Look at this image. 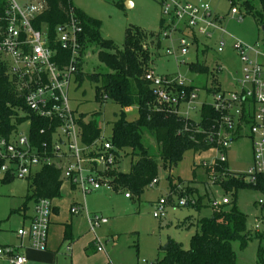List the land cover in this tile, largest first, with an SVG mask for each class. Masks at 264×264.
<instances>
[{"label":"rangeland","instance_id":"obj_1","mask_svg":"<svg viewBox=\"0 0 264 264\" xmlns=\"http://www.w3.org/2000/svg\"><path fill=\"white\" fill-rule=\"evenodd\" d=\"M128 1L132 3L131 7L127 6ZM197 1L209 4L213 13L224 18L221 25L227 33L223 35L227 46L223 53L218 52V44L222 38L220 32L215 33L212 39L198 37L199 42L192 45L188 55L184 57L179 52L181 35L178 33L173 34L171 39L160 36L159 40L155 37L152 41L149 38L144 46L152 53L151 70L157 77L178 79L199 90L197 107L189 111L188 115L196 123L200 122L201 105L213 103L214 94L209 92L210 90L219 88L222 92L231 91L235 88L234 80L243 78L244 63L233 49L235 40L247 46H255L263 41V32L255 18L247 14L245 10L241 11L244 15L246 14L241 20L233 17L229 0ZM243 1L245 0H238V4ZM252 1L255 6H260L258 0ZM71 2L76 9L100 20L102 37L112 40L121 50L124 48L128 28H139L155 36L162 32V9L154 0H71ZM235 7L239 9L238 6ZM100 50L101 48L96 43L88 45L82 61V72L85 75L109 72V69L98 59ZM168 50L175 51V55H168ZM191 64L208 67L210 74H201L192 70ZM218 66L221 71L217 72ZM69 99L76 117L82 115L86 122L93 119L99 123L102 143H106L112 136L113 123L120 116L121 107L109 100L102 103L98 101L96 84L88 79L82 83L74 79L69 88ZM128 111L129 121L138 118L137 109L131 108ZM94 113L100 114L94 115ZM180 113L186 115L187 111L180 110ZM21 116L25 117V115ZM29 132V121L19 125L17 129V135L27 136ZM249 132V127H245L226 151L220 152L214 149L203 154L189 151L171 170L161 167L157 183L149 186L139 197L135 195L126 197V192L113 188L108 189L105 186L86 196L78 189L79 192L72 191L67 181L63 179L67 168V159L63 155L57 161L64 181L62 198L55 201L60 208L58 222L70 221L69 208L73 202L82 203L86 209L81 217L72 219L79 264H152L162 257L159 254V247L164 245L169 238L181 243L184 249H189L191 238L198 230V221L212 217L214 208L211 203L216 201L223 204L224 200L229 202L232 200L229 192L213 182L215 177L209 178L206 175L205 166L214 164L216 159H220L224 154L229 171L246 174L254 164V142ZM144 143L151 154L158 153L157 143L152 136L145 134ZM98 144L101 142L98 141ZM62 151H67L66 145L62 147ZM92 151V148H87L86 156ZM131 162L130 156L121 155L115 168L119 172L127 173L130 171ZM169 178L174 183L181 184L177 187L178 190L185 194L184 198L194 201V205L179 206L180 198L177 195L170 197ZM100 182L103 183L105 180ZM246 182L248 183L247 180ZM28 185V179L19 178H14L11 182L1 185L0 240L18 237L16 232L22 229L23 212L17 211L26 203ZM188 188L194 189V193L186 195ZM162 199L168 201L167 217L156 219L154 213ZM27 205L29 208L27 215L32 216L35 201L31 200ZM200 205L199 210L195 208ZM237 206L247 217L245 235L248 236V240L245 248L241 246L239 240L232 242L236 262L237 264H260L264 262V191L253 186L241 188L237 195ZM87 213L107 219L108 223L92 229ZM187 219H191V223L187 222ZM87 234H89V240L92 235L96 243L102 246V253H97L93 248L90 249L89 244L81 248L88 240ZM62 240V234L55 238L54 257L46 261L48 264H72V256L76 253L74 251L72 255L69 242H62Z\"/></svg>","mask_w":264,"mask_h":264},{"label":"built area","instance_id":"obj_2","mask_svg":"<svg viewBox=\"0 0 264 264\" xmlns=\"http://www.w3.org/2000/svg\"><path fill=\"white\" fill-rule=\"evenodd\" d=\"M4 15L0 16V65L7 66L6 73L19 85V90L25 96V108L39 118L47 120L55 130L52 133V155L37 149L31 142L29 135H17L13 140L0 139V154L7 161L1 168L2 173H9L15 178L29 179L41 166L54 165L58 167V159H67L64 180L80 190L84 196L98 191L102 186L112 188L109 182L99 176L100 171L107 170L115 161L111 152L112 146L102 139L93 145L81 144V132L77 124L74 111L70 105L69 88L76 80L78 68L84 59L81 36L84 33L81 21L72 10L71 18L57 26L51 32L48 26L37 28L39 17L45 12V0H7ZM162 9V38L171 39L172 35H181L179 52L186 56L192 45H196L198 37L212 39L220 32L218 52L226 49L227 35L221 23L224 18L213 13L209 4L191 2L189 0H154ZM233 17L243 18L236 7L231 8ZM241 61L244 63L243 78L235 79L234 89L218 92L213 96L211 105L224 116L219 125L217 143L226 151L231 142L240 136L245 127H249L250 137L254 142V164L246 173L248 183L256 185L258 177L264 178V34L263 41L255 46L244 45L235 40L233 45ZM168 55H175V51L168 50ZM217 72L221 71L220 66ZM145 79L154 89V94L160 102L173 105L176 113L190 118L189 111L195 110L199 102V90L186 96L173 91V87H188L184 81L157 77L153 71L146 74ZM180 110L187 111L180 113ZM26 116V113H25ZM29 124H31L30 120ZM41 133H45L44 130ZM66 145L67 151L62 147ZM43 149L47 144L43 143ZM87 148H92L90 155L85 154ZM96 153V156H92ZM220 161L227 162L222 154ZM158 180V179H157ZM155 180L151 185L157 183ZM126 197H130L127 193ZM179 206L194 205L195 202L187 198L179 199ZM223 204L216 201L211 205L214 209ZM168 201L160 200L154 213L156 219H166ZM85 207L73 206L74 215L84 212ZM54 207L51 200L41 199L36 203L35 216L30 226L18 231L21 238H28L31 246L37 250H46L49 227ZM92 229L107 224L108 220L87 213ZM98 251H103L97 244ZM8 255L10 264H25L26 258L18 255L13 247H0V256Z\"/></svg>","mask_w":264,"mask_h":264},{"label":"trees","instance_id":"obj_3","mask_svg":"<svg viewBox=\"0 0 264 264\" xmlns=\"http://www.w3.org/2000/svg\"><path fill=\"white\" fill-rule=\"evenodd\" d=\"M229 1L231 8L238 6L240 12L245 10L247 14L252 15L259 27L264 25V0H258L259 7L255 6L252 0H245L241 4H238V0ZM45 2L47 8L39 17L36 27L41 28L42 25H46L51 32H54L57 26L71 18L73 10L84 30L81 36L83 52L87 50L90 43L98 44L101 48L98 59L109 69L106 74L85 75L82 72V63L78 68L76 81L82 83L88 79L96 84L98 101L102 103L109 100L122 109L120 116L113 123L112 136L108 140L113 147L111 152L115 156L114 164L107 170L100 171L99 174L105 181L108 179L107 182L114 190H122L130 197L132 195L139 197L158 179L161 167L171 170L187 152L203 154L214 149L220 152L225 151L217 143L223 113L216 111L211 105H203L200 122L196 123L190 118L178 115L173 105L160 102L151 84L146 81L145 76L152 69V53L144 46L149 38L152 41L155 37L159 40V34L155 36L139 28H128L124 48L121 50L112 40L102 37V22L76 9L71 0H45ZM7 3V0H0V16L4 15ZM242 15L244 17L246 14L242 13ZM190 68L201 74H210V69L203 65L191 64ZM6 71L7 66L0 65V139L10 140L17 135L19 125L30 120L31 142L37 149L47 150L46 152L52 155L54 125L51 126L47 120L27 111L24 93L19 90L18 83L11 79ZM171 89L178 93L184 91L186 96L194 91V88L190 86ZM209 92L215 94L221 90L215 88ZM129 108H135L138 111V118L134 121L127 119L126 109ZM25 113L26 116L22 117L21 115ZM99 114L94 113V115ZM74 115L80 128L82 145L90 146L102 139L100 125L96 120L86 122L84 116L76 117L75 112ZM42 130L45 133H41ZM145 134L152 136L156 141L157 154H151L146 147ZM43 143L47 144L46 149L41 147ZM96 155L92 153V156ZM121 155L131 157V168L127 173L119 172L115 168ZM6 161L7 159L0 154V187L15 178L9 173L1 172ZM226 163L216 159L214 164L205 166V172L209 178L215 177L213 181L215 184L231 194V202L213 209L211 218L198 221V230L191 238L189 249H184L181 243L169 238L159 247V254L162 257L152 264H237L232 242L239 240L241 246L245 248L248 240V236L245 235L247 217L238 209L237 195L239 190L246 186H253L264 191V178L258 177L256 185L247 183L246 174L232 173L227 169ZM169 180L171 182L170 197L177 195L183 198L185 194L177 188L181 184L174 183L171 178ZM28 181L26 203L17 212H23L31 200L37 203L41 199L53 201L62 197L61 191L64 184L62 171L54 165L41 166ZM194 191L188 188L186 195H191ZM195 208L199 210L201 205ZM189 222L191 223V219ZM70 236L71 229L67 227L65 238L70 239Z\"/></svg>","mask_w":264,"mask_h":264},{"label":"crops","instance_id":"obj_4","mask_svg":"<svg viewBox=\"0 0 264 264\" xmlns=\"http://www.w3.org/2000/svg\"><path fill=\"white\" fill-rule=\"evenodd\" d=\"M192 2H203V1L195 0V1H192ZM130 109L131 108L126 109V111L129 112L128 110H130ZM16 136L17 135H15L14 137H11L10 139L13 140V139L16 138ZM68 184L71 187L72 191L79 192L70 183H68ZM61 193H62V191H61ZM61 198H58V199H61ZM58 199H54L52 201L53 207H54V211H53V215H52V218H51V224H50V227H49L50 234L48 233V241H47L46 250L42 251V250L34 249L31 246L30 240L28 238L19 237L18 232H16V234L18 236L16 239H14V238H6L5 240H0V247H5V248L13 247L17 251L18 255L26 258V263L25 264H45V263L48 264L46 261L49 258L54 257V249H53L54 240H55L56 237H58V236H60V234H62V236H63L62 242L68 241L69 242L68 245L70 246L71 254L74 255L73 254L74 251L76 253L74 256H72L73 257L72 264H79V262H78L79 258L77 257L78 248H77V244L75 242L74 224H73L72 219L75 218V217H78V216L81 217V215H83L84 212L81 213V214L74 215V214L71 213V208L73 206H83L84 207V205L82 203H79V202H73L70 205V208H69V212H70V215H71L70 221L66 222V223H60V222H58L59 221L58 219H59L60 208L55 203V201L58 200ZM35 206H36V202H35ZM35 206H34V214L32 216H28L27 215V211L29 210L28 205H27V208L23 211V213H22L23 214L22 228H25L26 226L27 227L30 226L31 221H32V219L35 216ZM186 221L189 222V219H187ZM67 227H70V229H71L70 239L65 238L66 228ZM62 228H63V231H62ZM88 232L90 233L91 231H88ZM86 236H87L86 238L88 239L89 238V234H87ZM90 237H91L90 240L89 239L86 240V243L83 244V246H81V248L82 247H86L89 244L90 249L93 248L97 253H102L103 251H98V249H97V243H96V240L94 239V236L90 235ZM16 243H17V245H16ZM0 264H10L8 255L0 256Z\"/></svg>","mask_w":264,"mask_h":264},{"label":"water","instance_id":"obj_5","mask_svg":"<svg viewBox=\"0 0 264 264\" xmlns=\"http://www.w3.org/2000/svg\"><path fill=\"white\" fill-rule=\"evenodd\" d=\"M126 4H127L128 7H131V6H132V3L129 2V1H128ZM261 31H262L263 34H264V25L261 27Z\"/></svg>","mask_w":264,"mask_h":264}]
</instances>
